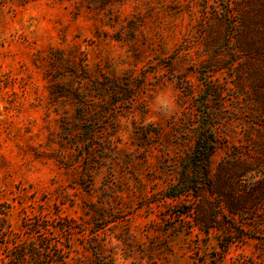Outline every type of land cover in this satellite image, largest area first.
<instances>
[{
  "label": "rangeland",
  "instance_id": "374dc122",
  "mask_svg": "<svg viewBox=\"0 0 264 264\" xmlns=\"http://www.w3.org/2000/svg\"><path fill=\"white\" fill-rule=\"evenodd\" d=\"M249 4L0 0V258L18 245L23 264H264L258 240L226 246L225 233L181 215L186 200L164 197L198 111L221 122L214 165L250 125L228 91L235 58L249 54L236 52L251 38ZM84 121L96 131L81 150Z\"/></svg>",
  "mask_w": 264,
  "mask_h": 264
},
{
  "label": "trees",
  "instance_id": "16d2710c",
  "mask_svg": "<svg viewBox=\"0 0 264 264\" xmlns=\"http://www.w3.org/2000/svg\"><path fill=\"white\" fill-rule=\"evenodd\" d=\"M247 2L250 4L246 9L242 8L245 13L243 18L252 38L253 31L259 28L257 22L261 23L263 29H260L264 30V12L258 17L254 9L264 4L259 0ZM251 38L241 45V49L237 47L236 52L245 49L249 54L248 58L247 55L235 58L234 86L228 90L236 94L237 100H243L241 107L248 112L250 125H244L239 143H234L231 151L214 165V155L223 143L217 131L221 122L216 121L218 117L207 115L209 118H206L201 115V110L198 111L194 143L181 159L174 182L165 189L164 197L186 200L187 210L181 211V215L193 218L195 226L206 234L213 229L225 233L228 236L226 246L234 242L245 243L248 239L258 240V245H261L259 257L264 261V55L263 59L259 54L254 56L256 50ZM247 76H251L256 83L251 90L243 84ZM107 87L111 93L118 92L116 85ZM77 90L80 94L81 88ZM212 91L218 92L217 98L221 99V87L213 88ZM205 92L209 96L215 95L206 89ZM83 94L82 90L79 98L83 106L78 107L81 111L88 108ZM100 98L104 101V96ZM79 130L80 135L74 145L83 150L93 140L96 130L90 129L86 121ZM93 149L91 145L88 147L90 151ZM7 230V226L0 222V235H7ZM25 256V250L18 252V245H15L0 259L4 262L2 264H23ZM241 264H257V261L245 260Z\"/></svg>",
  "mask_w": 264,
  "mask_h": 264
}]
</instances>
